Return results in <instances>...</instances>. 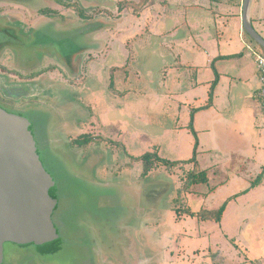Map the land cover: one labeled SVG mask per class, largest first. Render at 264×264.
I'll return each mask as SVG.
<instances>
[{
	"label": "rangeland",
	"instance_id": "obj_1",
	"mask_svg": "<svg viewBox=\"0 0 264 264\" xmlns=\"http://www.w3.org/2000/svg\"><path fill=\"white\" fill-rule=\"evenodd\" d=\"M96 2L0 0V37H9L0 40V106L31 122L42 164L56 182L57 206L51 218L61 238L51 246L5 242L2 264H241L245 259L248 263L251 249H257L247 247L244 231L225 237L220 230L201 226L182 237V230L169 225L170 198L177 208L185 209L183 187L189 171L180 169L171 177V169L158 163L159 168L141 175L143 163L138 157L152 148L157 124L150 123L141 132L133 122L134 131L122 136L104 121L108 106L106 113L109 116L111 107L113 121L132 122L126 115L121 118V91L126 86L134 97V85L145 82L151 87V81L156 88L157 80L147 74L155 64L146 63L144 56L139 62L140 79L131 73L129 86L123 84V69L111 79L101 72L98 81L93 67L102 65L107 50L84 51L66 65L59 44L50 41L60 30L63 35L77 34L87 22L86 26H98L96 33L108 32L122 45L123 12ZM93 17L97 20L92 23ZM154 47L144 44L139 51L146 54ZM152 115L157 121L158 116ZM84 134L91 140L80 145L76 139ZM184 155L189 154L183 151L170 157ZM160 219L156 226L153 221Z\"/></svg>",
	"mask_w": 264,
	"mask_h": 264
},
{
	"label": "crops",
	"instance_id": "obj_2",
	"mask_svg": "<svg viewBox=\"0 0 264 264\" xmlns=\"http://www.w3.org/2000/svg\"><path fill=\"white\" fill-rule=\"evenodd\" d=\"M109 4L118 13L123 12L122 45L108 32L96 33L98 26H86L87 22L82 23L77 34L63 35L60 30V36L50 41L59 44L66 65L84 51L107 50L102 65L93 67L98 81L101 72L111 79L113 73L123 69V84L129 86L131 73L140 79L139 62L144 56L146 63L155 64L147 74L157 80L156 88L154 81L151 87L145 82L134 85L133 97L123 86L120 115L132 120L130 126L124 124L127 120L113 121L114 111L108 108L109 117L108 106L104 107L105 123L115 126L117 130L113 132L122 136L134 131L133 122L141 132L150 123L157 124L153 126L154 139L148 151L177 162L175 167L168 166L170 176L180 169L206 174L205 183L194 184L184 192L185 209L194 215L187 211L177 215L170 198L169 225L182 230V237L201 226L220 230L225 237L244 231L249 237L245 239L247 247L257 250L251 249V259L241 264H264V128L256 64V56L263 55L264 49L243 29L242 0H117ZM248 16L264 38V0H250ZM95 20L93 17L90 21ZM42 32L38 30L37 34ZM4 38L9 37L2 34L0 40ZM111 38L115 42L109 41ZM148 43L155 47L143 54L139 49ZM146 108L147 113H140L139 109ZM152 114L158 116L157 121ZM160 119L167 122L158 124ZM193 150L195 161L187 162ZM183 151L189 155L170 157ZM159 167L157 164L154 168ZM173 180L177 192L178 183ZM255 180L258 184L251 187ZM224 202L219 221L198 218L201 210H216ZM161 220L153 222L158 226Z\"/></svg>",
	"mask_w": 264,
	"mask_h": 264
},
{
	"label": "water",
	"instance_id": "obj_3",
	"mask_svg": "<svg viewBox=\"0 0 264 264\" xmlns=\"http://www.w3.org/2000/svg\"><path fill=\"white\" fill-rule=\"evenodd\" d=\"M250 0H242V25L264 49V38L249 20ZM30 120L0 106V264L3 244L44 246L59 238L52 214L57 199L49 194L55 185L40 159Z\"/></svg>",
	"mask_w": 264,
	"mask_h": 264
},
{
	"label": "trees",
	"instance_id": "obj_4",
	"mask_svg": "<svg viewBox=\"0 0 264 264\" xmlns=\"http://www.w3.org/2000/svg\"><path fill=\"white\" fill-rule=\"evenodd\" d=\"M255 44H257V43H255ZM216 81H217V79L215 78V80L212 83V87L216 83ZM209 95L211 97V93ZM30 129H31V126H30ZM90 140H91V136L89 134H84L81 137H79L78 139H76V142L78 144L82 145V144H87ZM138 158L143 163V171H142L141 175H146L148 173V171L153 169L158 163H160L161 165H164L165 167L166 166L171 167L172 165L177 164V162H169L168 160H165V159L159 157L156 152H148L147 151V152L143 153L142 155H140ZM194 161H195V150H193V155L190 159L187 160V162H194ZM155 162H157V163H155ZM206 181H207L206 174L203 171H198L196 169L191 170L186 175L183 190L188 191L192 185L199 184V183H205ZM257 184H258V182H257V180H255L254 182L251 183V187H253ZM55 188H56V183L52 188L49 189V193L52 197H55V195L53 193V190H55ZM173 201H174V199L172 198V200H171L172 205L171 206L177 215L182 213V212L184 213L185 211L188 210V209L183 210L182 208H177L175 206V204H173ZM224 208H225V202L222 205H220V207L217 208L216 210H201L198 213V216L202 219H212V220L219 221L220 217L224 211ZM187 212L191 213V212H189V210ZM191 215H193V213H191ZM57 231H58V229H57ZM58 234H59V231H58ZM56 242H61L60 236L56 240H53L46 245L51 246L52 244H55Z\"/></svg>",
	"mask_w": 264,
	"mask_h": 264
},
{
	"label": "built area",
	"instance_id": "obj_5",
	"mask_svg": "<svg viewBox=\"0 0 264 264\" xmlns=\"http://www.w3.org/2000/svg\"><path fill=\"white\" fill-rule=\"evenodd\" d=\"M256 64L259 70L260 110H261L262 126L264 128V54L256 56Z\"/></svg>",
	"mask_w": 264,
	"mask_h": 264
},
{
	"label": "flooded vegetation",
	"instance_id": "obj_6",
	"mask_svg": "<svg viewBox=\"0 0 264 264\" xmlns=\"http://www.w3.org/2000/svg\"><path fill=\"white\" fill-rule=\"evenodd\" d=\"M2 1H5V0H2ZM50 194V193H49Z\"/></svg>",
	"mask_w": 264,
	"mask_h": 264
}]
</instances>
